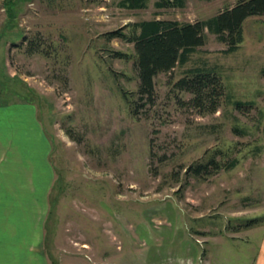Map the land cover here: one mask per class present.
I'll use <instances>...</instances> for the list:
<instances>
[{
  "label": "rangeland",
  "instance_id": "1",
  "mask_svg": "<svg viewBox=\"0 0 264 264\" xmlns=\"http://www.w3.org/2000/svg\"><path fill=\"white\" fill-rule=\"evenodd\" d=\"M240 1L158 10L151 0L131 11L121 0H1L0 102L32 105L41 124L49 264L252 263L264 229V17L245 22L233 54L207 32L186 66L155 79L154 105L138 117L125 100L138 88L134 47L109 38L155 18L206 21ZM194 67L223 79L214 115H199L174 88ZM212 159L238 163L187 172Z\"/></svg>",
  "mask_w": 264,
  "mask_h": 264
},
{
  "label": "trees",
  "instance_id": "2",
  "mask_svg": "<svg viewBox=\"0 0 264 264\" xmlns=\"http://www.w3.org/2000/svg\"><path fill=\"white\" fill-rule=\"evenodd\" d=\"M150 1L121 0L119 6L131 11L145 10ZM154 1L158 10L182 9L186 5V0ZM254 17H264V0H242L206 21L181 23L155 18L131 25L129 35L121 32L110 34V39L122 38L134 47L138 88L135 100L125 95L131 114L138 117L141 110L154 105L155 79L161 74H172L177 68L186 66L191 56L207 44V32L216 35L218 40L227 46V50L224 51L226 54H233L243 43L245 22ZM24 43L27 52H40L39 47L33 42L24 39ZM115 54V57L124 58L122 54ZM184 74L174 83V88L192 96L187 106L202 116L216 114L227 97L223 79L218 71L212 67H194L186 70ZM179 102L183 106L186 105L181 100ZM235 107L240 109L243 104L235 103ZM237 163L236 159L223 164L212 159L206 164L192 165L187 172L200 178L212 172L232 170ZM255 224L256 221L250 222L248 227Z\"/></svg>",
  "mask_w": 264,
  "mask_h": 264
},
{
  "label": "crops",
  "instance_id": "3",
  "mask_svg": "<svg viewBox=\"0 0 264 264\" xmlns=\"http://www.w3.org/2000/svg\"><path fill=\"white\" fill-rule=\"evenodd\" d=\"M41 134L35 107L0 102V264H49L43 235L47 192L41 182L48 167ZM30 174L32 181H26ZM251 262L264 264V229Z\"/></svg>",
  "mask_w": 264,
  "mask_h": 264
}]
</instances>
